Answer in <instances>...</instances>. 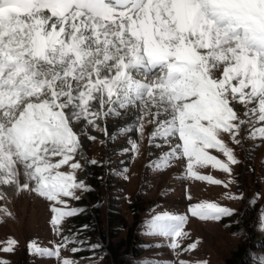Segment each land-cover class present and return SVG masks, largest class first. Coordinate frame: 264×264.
<instances>
[{
  "label": "snow or ice",
  "instance_id": "snow-or-ice-1",
  "mask_svg": "<svg viewBox=\"0 0 264 264\" xmlns=\"http://www.w3.org/2000/svg\"><path fill=\"white\" fill-rule=\"evenodd\" d=\"M137 104L149 114L156 110L151 135L170 149L165 166L171 157L186 158L196 180L234 183L200 170L211 166L234 177L239 160L224 134L239 145L242 129L250 126V137L264 139V0H0V185L51 202V223L62 236L55 248L30 242L33 254L83 264L62 256L69 244L88 243L62 230L65 218L84 211L69 201L91 190L76 174L83 149L73 122L106 131L102 120L122 117L120 110ZM237 105L255 122L242 118ZM64 166L70 171H61ZM190 212L206 221L236 214L210 202L192 205ZM0 213L11 216L6 206ZM187 220L161 212L149 221V234L168 238L177 255L167 264H207L178 258L198 247L183 243ZM17 247L13 238L0 250ZM0 264L10 262L0 258Z\"/></svg>",
  "mask_w": 264,
  "mask_h": 264
},
{
  "label": "rangeland",
  "instance_id": "rangeland-1",
  "mask_svg": "<svg viewBox=\"0 0 264 264\" xmlns=\"http://www.w3.org/2000/svg\"><path fill=\"white\" fill-rule=\"evenodd\" d=\"M133 107L140 109L141 115L134 122L133 131L126 133L119 130L108 135L83 120L73 122L84 147V152L76 156L83 165L76 174L91 190L78 193L82 196L79 201H69L72 207L84 211L65 218L62 230L65 235L71 234L88 243L69 244L62 250V256L82 260L83 264H140L147 260L152 264H167L177 259V255L167 246L168 238L149 234V221L156 214L171 212L188 216L185 230L189 238L183 241L184 245L198 244L195 250L180 254L179 259L206 261L207 264H264V139L250 137V126L242 129L239 145L224 134L223 139L239 160L233 165L234 177L211 166L200 171L222 181L235 179V182L228 187L212 185L188 175L186 158L171 157L165 166L164 154L170 149L162 138L151 135L154 123L150 121L156 118V110L152 108L149 114L140 104ZM236 107L242 118L255 122L253 115L244 116V106ZM127 110L120 111L126 113ZM121 118L112 114L106 121L117 128ZM91 136L97 139H89ZM131 141L138 145V152ZM211 151L226 159L217 150ZM92 160L98 163L92 164ZM61 171L70 169L64 166ZM0 192L6 196L0 201V209L6 206L11 213V216L0 213V246L6 247L7 241L13 238L18 241L14 252L0 250V258L10 264H59L56 258H41L29 248L32 241L48 248L62 243V236L51 223L54 215L50 211L51 202L10 185H0ZM229 193L238 198L229 199ZM204 202L219 203L235 210L236 214L219 221L192 216V205ZM91 217L95 219L98 236L93 237L94 230L87 225ZM116 229L117 236L112 237ZM110 241L118 246L116 254L109 252ZM97 244L100 247L94 251L73 254L69 250L72 247L88 249ZM135 253L139 255L133 257Z\"/></svg>",
  "mask_w": 264,
  "mask_h": 264
},
{
  "label": "bare ground",
  "instance_id": "bare-ground-1",
  "mask_svg": "<svg viewBox=\"0 0 264 264\" xmlns=\"http://www.w3.org/2000/svg\"><path fill=\"white\" fill-rule=\"evenodd\" d=\"M97 107H98V105H97ZM140 113H141L140 109H138L136 107H133V108L130 107L126 111V114L124 116H122L121 122L119 121V123L117 124V126H116L117 128H115L113 125H110V123L108 124L106 120H102L101 124H103L104 128L107 129L106 132L108 135H111L114 131H119L121 129V127H128L131 129V131H133L134 122L136 121L137 117L139 115H141ZM155 128H156V125L154 123L152 131H154ZM82 149L84 152L83 145H82Z\"/></svg>",
  "mask_w": 264,
  "mask_h": 264
},
{
  "label": "trees",
  "instance_id": "trees-1",
  "mask_svg": "<svg viewBox=\"0 0 264 264\" xmlns=\"http://www.w3.org/2000/svg\"><path fill=\"white\" fill-rule=\"evenodd\" d=\"M134 211V210H133ZM133 213H135V211L133 212ZM90 220V222L87 224V225H89L93 230H94V232L92 233V236L94 237V236H98L96 233H95V231H96V228H97V226H96V223H95V219L94 218H89ZM78 221H80V220H78ZM83 227V226H82ZM117 230L118 229H116V230H113V234H112V237H115V236H117ZM111 237V238H112ZM117 250H118V246L116 245V244H114L112 241H110V243H109V252L110 253H114V254H116L117 253ZM133 255V254H132ZM135 255L137 256V255H139V253H135L134 255H133V257H135ZM137 259V258H136ZM127 264H129V263H127Z\"/></svg>",
  "mask_w": 264,
  "mask_h": 264
},
{
  "label": "water",
  "instance_id": "water-1",
  "mask_svg": "<svg viewBox=\"0 0 264 264\" xmlns=\"http://www.w3.org/2000/svg\"><path fill=\"white\" fill-rule=\"evenodd\" d=\"M85 171H86V169H85Z\"/></svg>",
  "mask_w": 264,
  "mask_h": 264
}]
</instances>
